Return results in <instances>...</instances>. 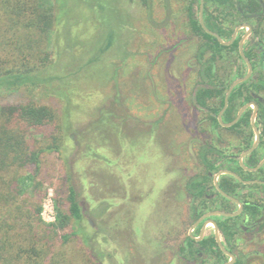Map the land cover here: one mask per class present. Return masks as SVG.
<instances>
[{
  "label": "trees",
  "instance_id": "16d2710c",
  "mask_svg": "<svg viewBox=\"0 0 264 264\" xmlns=\"http://www.w3.org/2000/svg\"><path fill=\"white\" fill-rule=\"evenodd\" d=\"M117 1L124 16L116 15L115 19L126 31L124 40L114 29L106 35L104 19L101 18L106 4L100 0H0V93L8 92L18 97L16 101L0 105V264H104L111 256L103 251V243L98 239L101 228L93 236L83 225L85 212L72 174L66 178L65 197L56 201L55 223L43 221L42 207L32 204L31 198H36L44 189L39 181L43 157L57 154L63 158L69 143L76 140L73 112L84 111V104L75 100L77 95L72 82L82 75L85 67L100 64L119 45L126 50L124 61H128L129 34L135 28L144 32L168 29V16L166 20L156 19V0H140L143 11L142 17L138 18L131 14L123 0ZM187 5L188 27L201 40L197 50L198 74L204 79L220 75V65L232 63L242 73L239 78H243V71L248 67L240 53L241 35L232 45H222L200 23L201 0H188ZM166 7L168 10V5ZM78 10L82 14L87 12V15L91 12L99 14V18L93 20L101 26L92 38L95 41L92 46L95 45L97 50L95 55H87L81 69L63 72L59 67L62 46L66 49L65 54L68 50L79 54L86 45L90 46L89 36H85L91 28L90 20L87 18L83 22L73 18ZM256 15L258 18L254 19ZM204 21L207 28L225 42L232 40L238 26L244 23L252 26L253 33L246 40L245 53L253 64L254 75L232 93L224 121L233 122L243 107L256 104L259 107L257 125L264 139V0H205ZM232 84L204 80L194 88L187 85V104L218 115L225 108L226 95ZM182 86L186 88V85ZM21 89H25L29 96L22 95ZM34 93L58 99L61 110L38 102L33 98ZM215 99L210 105L209 101ZM253 111L249 109L238 124L227 130L241 136L245 150H249L256 139L251 124ZM103 113L101 108L96 122H100ZM209 117L220 125L216 116ZM245 126L247 130L243 128ZM263 146L264 142L251 156L252 167L262 160L260 151ZM86 148L91 149L90 146ZM219 154L221 158L229 157L223 150ZM195 181H191L188 189L202 197L207 180L204 179L198 190H193ZM221 188L229 192L225 178ZM108 209L109 206L105 205L102 218ZM68 229L71 232L64 233ZM224 232L228 236L227 228ZM200 247L189 238L185 250L196 256ZM219 252L222 263L225 255L221 249Z\"/></svg>",
  "mask_w": 264,
  "mask_h": 264
},
{
  "label": "rangeland",
  "instance_id": "374dc122",
  "mask_svg": "<svg viewBox=\"0 0 264 264\" xmlns=\"http://www.w3.org/2000/svg\"><path fill=\"white\" fill-rule=\"evenodd\" d=\"M100 1L106 4L105 13L101 15L106 35L114 29L124 40L125 30L115 19L116 15L124 16L118 1ZM123 1L134 17L142 15L140 0ZM156 1V19L166 20L167 13L171 12L176 25L170 20L168 29L162 32H144L135 28L129 34L128 61H124L126 50L119 45L100 64L85 67L82 75L72 82L77 95L75 100L84 104V111L73 112L76 140L69 143L63 158L57 154L43 157L39 181L44 189L36 198H31L32 204L42 207L43 221L55 223L56 201L65 197L66 178L72 174L85 212L83 225L93 236L101 228L102 234L98 239L103 243V251L111 254L104 264H114V261L117 264H149L154 255L155 258L161 257L157 264H165L166 255L168 260L174 258L173 264H182L178 248L190 230L186 220L183 225L179 222L180 205L185 200L180 188L186 182L185 169H190L183 148L189 145L192 134L198 132L176 130L171 119L161 130L154 129V126L156 120L158 123L159 119H165L171 109H175L174 124L178 120L176 111L186 113L187 123L195 118L192 111L184 108L187 107L188 91L182 83H175L167 76L181 75V71L187 75L197 70L195 54L201 40L186 33L188 0ZM78 11L73 18L83 22L87 18L90 20L91 28L85 34L89 36L90 46L86 45L79 54L70 50L65 54L66 49L62 46L59 67L63 72L81 69L87 55L97 50L95 45L92 46L95 42L92 38L101 28L97 20L93 21L99 18V14L91 12L87 15V12L82 14L81 10ZM178 25H182L184 30L181 28L176 33L180 34L178 38L184 39V48H187V54L181 60L177 54L170 53V39L175 32L172 28H180ZM247 31L246 28L240 31L242 38ZM220 70L224 79L231 78L229 83H234L242 74L232 63L220 65ZM247 73L248 70L243 71L244 75ZM20 93L27 94L25 89H21ZM33 98L61 110V103L56 98H45L42 93H34ZM16 99L17 95L0 93V105ZM101 108L104 113L100 122H96ZM251 109L254 110L253 107ZM197 123L194 119L193 127L197 128ZM199 134L210 135L205 130ZM220 135V140H225L221 149L227 154L241 156L248 151L237 133L231 135L222 131ZM260 152L264 158V146ZM103 204L109 209L102 218L105 213ZM70 232L68 229L64 233ZM240 237L242 241L237 245L240 251L250 247L264 255V245L258 248L249 244V236L244 233ZM255 262L264 264L261 259Z\"/></svg>",
  "mask_w": 264,
  "mask_h": 264
},
{
  "label": "flooded vegetation",
  "instance_id": "af4514ba",
  "mask_svg": "<svg viewBox=\"0 0 264 264\" xmlns=\"http://www.w3.org/2000/svg\"><path fill=\"white\" fill-rule=\"evenodd\" d=\"M188 15L189 13H187V16ZM167 16H168L167 22L168 25H170L172 21V13L168 12ZM172 24L176 25L173 21ZM243 25H248V23H244L240 26ZM178 26L180 27L178 29L177 27L172 28L173 31L175 32L174 34H172L170 39L171 42L170 53H172L171 55L177 54L181 60V58L182 59L185 58L187 54V48L186 49L184 48V44H185L183 43L184 39L182 37L178 38V35L180 34L176 33V31H180L181 28L184 30V28L182 25H178ZM240 26H238L237 28H239ZM186 30H187L186 33H190V35H193L194 38H197L195 37V34L192 32V30L188 27V23L186 24ZM197 54L198 52L195 54V59L197 62L196 64L198 65L196 71L193 72L191 71L189 73L187 70L188 72L187 75H183L182 73L184 71H181V75L178 76L168 75L167 79H171L175 83H182V85H186V89H187V85H190L191 88L192 87L194 88L196 84L201 83L204 80L214 81L218 83L230 82L231 78L227 80L220 75H216L205 79L202 76H200L198 74L200 69V64L198 62ZM190 69L192 68L190 67ZM247 74L244 77H246ZM215 101L216 99L213 101L210 100L209 104L211 105L212 103H215ZM186 106L187 107L184 108H188L190 111H192L193 118L195 117L194 119L199 122L197 123V128L193 127L194 119L193 120L189 119V122L187 123L188 118L186 113H182V112L179 113L177 111H176V116H178V120L177 123L174 124L175 121L173 117H174L175 109L174 110L171 109L169 113L166 115L165 119H159L158 123H156L157 122L156 120L155 122L156 125L154 126V129L157 128V130L159 129L161 130L163 125H165V122L171 119V123H173V126H175L176 130L179 129V131H185V132L186 131L195 132L196 130V132H198L192 134V139L190 140L189 145H186V148L185 147L183 148L184 152L187 155L185 156V158L189 163L190 169L189 170L185 169L184 174H185L186 182L180 188L181 189L180 194H184L183 199L185 200H182L183 202L180 205L181 213L179 215V222L180 224L183 225L184 220H186V222L189 223L190 230L186 238L182 241L181 246L178 248V254L181 263L182 264H228V263L238 264V262L243 261L245 264H256L255 261L257 259H261L262 261H264V255L258 253L259 251H253L250 247L247 248L246 251L245 250L240 251L237 247L238 243L242 241V238L240 236L243 233L249 236L248 239L249 244H252L253 246H256L258 248L264 245V171H263L264 166L256 170L261 165V163L264 162V158H262V160L259 162V164L256 167H252L251 163L249 162L251 156L258 149H260L262 142H264L262 133L257 125L258 116L256 120V125L261 134L260 145L251 155L247 156L242 163L240 159L244 153L241 156H237L236 154H228L229 157L227 159L221 158V155L219 154V152L222 151L221 145L225 142V140L223 141L220 140L219 133L221 132V130L227 131L228 129L234 127L238 123L230 127H226L223 124L225 125L232 124L237 119L242 109L239 111L236 119L233 122H225L224 115L228 110L227 108V110L224 112L222 116V122H223L222 124L220 122V115L222 114L225 108L221 113L216 115L214 112L195 109L193 108V106L191 107L189 103ZM254 112L255 109L253 111V115ZM209 116L212 117L216 116L220 125L215 124L214 121L211 120ZM252 118H251V124H252ZM243 128L245 130L248 129L247 126ZM203 130H205L206 133L210 135L206 137L204 136V134H199L200 131L203 132ZM230 133L231 135L235 134V132L233 131ZM205 155L207 156L205 157ZM220 166L222 168H220L217 172H215L214 169ZM235 170L236 171L239 170V171L236 172ZM223 172H229V173H223ZM218 175L219 177L218 179H216ZM224 178L226 179V181H228L229 192H226L221 188V182L224 181ZM204 179L207 180L206 191L202 197H197L196 194H193L189 191L188 185L191 183L192 180H196L195 183H193L192 185H194L193 190H198L204 184L203 183ZM218 200L220 201V203H217ZM217 213H225L232 215L237 214V215L222 216ZM214 222L219 227V233ZM222 227H223V231L221 230ZM226 228H227L228 236L226 232H224V229ZM218 237H220V240L224 248L227 250L229 254L226 253L221 248V245L219 244L218 241ZM189 238H191V240L195 243V246L201 245L200 252L198 251L196 256L185 250ZM212 249L214 250L215 253H212L213 251ZM219 249H221L225 255L223 260L224 262L222 263H221ZM231 255L236 257L235 261L233 260ZM158 259H161V257L156 256L155 258L154 255L151 259L152 262L149 264H157L156 261ZM164 259H165L164 262L165 264H173L174 258L168 260L169 258L166 255V258Z\"/></svg>",
  "mask_w": 264,
  "mask_h": 264
},
{
  "label": "water",
  "instance_id": "95a60500",
  "mask_svg": "<svg viewBox=\"0 0 264 264\" xmlns=\"http://www.w3.org/2000/svg\"><path fill=\"white\" fill-rule=\"evenodd\" d=\"M204 11H205V0H201V6H200V22H201V25L203 26V28L205 29V31L207 33H209L210 35L216 37L220 43L222 45H226V46H229V45H232L238 38V35H239V32L242 30V29H247L248 30V33L242 38L241 42H240V53H241V56L242 58L244 59V61L246 62L247 66H248V74L246 77L242 78V79H239L237 80L236 82H234L232 84V86L230 87L228 93H227V96H226V102H225V109L224 111L222 112V114L220 115V122L223 124L222 122V116L224 114V112L227 110L228 106H229V101H230V97L232 95V93L234 92V90L242 83L244 82H247L248 80H250L254 74V67H253V64L251 63L250 59L246 56V53H245V43H246V40L251 36L252 34V27L250 25H243V26H240L239 28H237V30L235 31L234 35H233V38L230 42H225L219 35L215 34L214 32L210 31L206 24H205V21H204ZM255 18L258 17V15L254 16ZM253 107L255 109V112H254V115H253V118H252V125H253V128H254V131L256 133V141H255V144L254 146L249 150L247 151L246 153H244L242 156H241V162L243 163V160L251 155L257 148L258 146L260 145V142H261V134H260V131L256 125V120H257V116H258V112H259V108L256 104H248L246 105L244 108H242V110L240 111L237 119L230 125H225L223 124L224 126L226 127H230V126H234L236 123H238L240 121V119L242 118V116L244 115V113L249 109ZM264 166V162L261 163V165L256 169H260L261 167ZM223 173H229V172H223ZM221 175V174H219ZM219 175L216 177V179H218ZM235 175V174H233ZM238 177V176H237ZM226 195V194H225ZM227 196V195H226ZM228 197V196H227ZM232 199V198H230ZM219 215H222V216H235V215H232V214H225V213H217ZM210 216V215H208ZM214 224L216 225L217 229H218V233H219V227L218 225L214 222ZM218 241H219V244L221 245V248L226 252L227 250L224 248L221 240H220V237H218ZM229 254V253H228ZM233 260L235 261L236 260V257L231 255ZM228 264H233V263H228Z\"/></svg>",
  "mask_w": 264,
  "mask_h": 264
}]
</instances>
